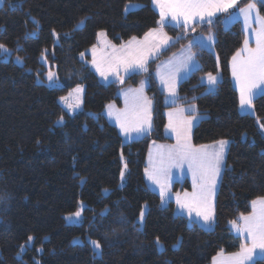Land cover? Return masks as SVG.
<instances>
[{"label": "trees", "instance_id": "16d2710c", "mask_svg": "<svg viewBox=\"0 0 264 264\" xmlns=\"http://www.w3.org/2000/svg\"><path fill=\"white\" fill-rule=\"evenodd\" d=\"M132 1L141 6L125 11ZM257 8L264 17V1ZM223 17L185 29L160 23L152 0L0 1V264H210L220 251L240 248L230 222L240 223L251 202L264 197V93L253 99V113L240 112L230 61L245 34L240 21L225 27ZM156 27L174 40L146 70L104 82L91 68L88 50L98 33L120 45ZM209 32L213 49L192 43L199 66L178 84L175 104L194 103L202 115L192 130L194 145L229 140L208 229L178 214L173 201L162 205L144 171L151 142L173 141L165 134L168 105L157 65ZM48 66L61 85L43 81ZM208 73L220 75L212 90L202 83ZM144 80L152 128L124 141L104 109L112 101L121 106L119 90ZM78 84L84 85L83 108L70 114L59 98ZM172 189L190 190L191 184L186 178ZM80 202V221L68 223L64 215ZM254 264H264V257Z\"/></svg>", "mask_w": 264, "mask_h": 264}, {"label": "snow or ice", "instance_id": "6c2138e0", "mask_svg": "<svg viewBox=\"0 0 264 264\" xmlns=\"http://www.w3.org/2000/svg\"><path fill=\"white\" fill-rule=\"evenodd\" d=\"M260 0H252L245 8L240 9V12L244 15L246 24L252 19L253 10L257 9V3ZM154 4H159L161 7V21L160 23H165V17L168 15V12L165 11V6H167L171 12L172 19L179 22L180 17L184 19V27L187 29L188 23L191 22L195 17H199L201 20L207 16L209 22H211V17H213L217 12H228L229 9L233 8L237 4V0H153ZM127 10V7H126ZM83 21H81L82 23ZM260 27L258 31H255L253 34L256 37L255 49L247 48V40L245 41V51L248 52V57L246 60L237 63V57H233V76L236 77L238 84L240 85V104L241 106L250 105L253 89L257 86V83L264 82V18L258 16L256 21ZM154 30H150L149 33L145 34V37L153 35ZM98 36H104L105 33L100 32ZM135 39V38H133ZM209 39H212L210 36ZM170 42V39L164 35L161 37L159 44L156 45L157 48L162 47ZM194 43L198 46L203 47V42L196 38ZM4 46L0 45V49H3ZM239 55V54H238ZM147 61V57L142 53L137 55L133 60H122L121 63L124 66L125 72L133 73L140 70H146L144 65ZM197 67L193 57L189 55L185 58L180 64V67L175 66L170 63L169 74H179L183 73L186 75L188 72L194 70ZM100 71V69H97ZM102 76H106V73L101 71ZM48 78L52 79V73L48 74ZM207 80L210 85H215L217 83V77L211 73L207 74ZM243 80V82H241ZM79 93L81 91L80 86L74 90ZM140 90H130V92H139ZM170 94L175 93V87L172 86L169 88ZM61 100H65L66 97H61ZM139 100V97H136ZM145 105L150 106L151 101H144ZM71 108L72 106L69 105ZM79 107V103L75 105ZM141 108V111L135 114L136 118L140 121L139 126L134 130L138 133L145 131V123L150 122V108L143 107V105H138ZM191 110H195L194 107ZM183 111V110H180ZM111 115V112H109ZM170 115L169 127L173 128L177 132L178 140L181 136L184 135V125L187 124L189 128L193 125V122L198 119V117H190L186 121H180L179 124L174 125L171 119L172 114ZM63 117H61L57 123H62ZM121 130L127 134L132 129L126 127L124 123L120 125ZM150 127V123H149ZM264 127V125H261ZM186 139V137H185ZM218 147L211 153L204 151L202 146L201 149H191L187 145H178L175 151L170 150L166 155L162 154L159 161V168L156 169V172H163L166 165H171L172 163H183L187 160L190 166L195 165L196 171L194 172V185L196 180V174L199 173L200 184L198 186V191L192 194L191 203L180 201L178 198L177 202L180 204L181 208H188L189 213H191L193 205L197 209L203 208L205 211H197V215L201 216L205 222H208L211 219V213L208 211L210 206L209 194L214 189L216 185V177L220 173L221 161L224 158L225 146L229 143L227 140H220L217 142ZM147 171V170H146ZM124 177V170H121V178ZM150 179L155 178V173L149 174ZM163 195V192H162ZM188 194L186 193L185 196ZM3 199V197H0ZM253 213L249 216L241 215L240 221L242 223H237L232 221V227L239 232L241 235L247 234V239L251 240L252 248L259 247L264 249V197H259L257 200L252 202ZM259 205V209L257 206ZM76 217L80 216V212L74 214ZM144 211L140 213V220L143 221ZM33 238L29 237L31 241ZM90 243L97 249L101 246L97 241H90ZM156 243L159 245L160 241L157 238ZM252 249L247 248L245 245H241V252L236 254L234 257L235 264H244V261L248 259Z\"/></svg>", "mask_w": 264, "mask_h": 264}, {"label": "crops", "instance_id": "0c3cea01", "mask_svg": "<svg viewBox=\"0 0 264 264\" xmlns=\"http://www.w3.org/2000/svg\"><path fill=\"white\" fill-rule=\"evenodd\" d=\"M248 4H246L244 6V8ZM152 5L159 12H161L160 5L154 4L153 0H152ZM165 11L168 12V15L165 17V23H171V24L176 25V26H180V25L184 26V20L182 19L183 18L182 16L180 17L179 22H177L176 20L172 19L171 12H170V10H169V8L167 6H165ZM233 11H231L230 13L229 12H225L224 13L223 24H224L225 27H228L233 22L240 21V23H241V25L243 27L245 36H244V41H243L242 47L233 55V57H237V63H239L241 61L246 60L247 57H248V52L245 51V41L246 40H247V48L248 49H255L257 47L256 39L252 37L254 35L253 33L255 31H257V23L253 24V29H251V33L247 32L248 29H246V26H244V21H242L243 19H241L240 17L233 16V14H232ZM218 14H220V13H216L210 19L212 20ZM252 16H254L253 20L254 19L256 20L258 18L257 12L253 11L252 12ZM207 18L208 17L205 16V19L201 20L197 16V17H195L192 20L191 24L193 22H196V23L208 22L209 19H207ZM191 26L192 25H188L187 27H191ZM150 30H154L152 36H149V37L146 38L145 37L146 33H145L140 38H135V37H134L135 39L131 38V39L125 41L124 43L120 44V45H115V44L111 43L109 40H108L109 42H107L106 40H102V43H103L102 47L104 49H106L107 51H111V52H113V51H115L117 49H120L123 52L125 50H127L125 53H123V56L119 57V59L115 61L117 63L120 62V60H122L124 57L127 60L135 59V57L137 56L136 53H138L140 50H142L143 55L147 57V61H146L145 65H144V67H146L147 63L153 58V56L154 57L157 56L160 53L161 50H163L167 45H169L174 40V38L172 36H168V37H170L169 38L170 42L168 44H166V45H163L162 47L157 48L156 45L159 44L161 37L165 35L164 34L165 30L162 29V27H156V28H153V29H150ZM150 30L147 33H149ZM210 36L212 37V39H209ZM99 37L102 38L101 36H99ZM203 37H205L206 39L203 40ZM196 38H199L203 42V45H204L203 47L212 49L213 43H214V40H215V36H214L213 32H209V33H206V34H197V35H195L191 43L184 45L180 50H178L177 52L171 54L170 56H167L166 58L162 59L158 63L157 68H156V76H157V78H158V75L160 74V70L162 69L161 67L165 63H168V62H171L173 60H176V61H179V64H178L177 67H180L181 62L183 60H185V58L188 57L189 55H191L193 57L197 67L199 66L198 60L196 59V57L194 55V52L192 51V47H191L192 43H194V40ZM99 46H100V43H99V40H98V42L94 46H92L91 48L99 47ZM90 56H91V54H90ZM233 57H232V59L230 61V70H231V76H232L233 85L235 86V88L238 91V99H239L238 107H239V110L242 113H253V111H254V109H253V99L257 95H260V94H262V92H264L263 91L264 82L257 83V86L252 90L253 91V96H252L251 104L250 105H245V106L242 107L241 104H240V85L238 84L236 77L233 76V63H234ZM89 64H90L91 68L99 76V78H101L100 72L94 66V61L92 59V56L90 58ZM109 69H110V67H109ZM119 71H122V74L123 73L126 74V75H130L131 74V73L125 72L123 64L121 65V70H119ZM192 71L188 72L186 75H184L183 73L175 74L176 78H178V81L176 83L177 86ZM136 72H138V71H136ZM133 73H135V72H133ZM212 75L217 77V83H218V81L220 79L219 73L212 74ZM206 80H207V74L202 77V83H204L207 86L208 90H209L210 88H212V87H209V86H213V85H208ZM241 82H243V81H241ZM217 83L213 87H216ZM130 90H140L139 92H135L136 95L139 97V100H137V102H138L139 105H143V107H149L150 108V122L145 123V125H144L145 131L144 132H140L136 136L128 135V136H131L129 140H131V138L132 139L133 138H137L140 135H145L152 128V118H151L152 102H151L150 106L144 104L145 100H147V101H151V100L149 99V97L146 94V84H144L143 81L137 86H128V87L122 88V91L120 90V93H119L122 104H121V106H118L115 102H114V104L117 107L123 109V107H124V98L121 96V93H123V92L126 93V92H128ZM174 100L175 101H170V102L166 101V103L168 105V108L166 109L167 123H166V127H165V134H166L168 120H169V116H170L169 114H170V111H172L173 109H180L181 110L182 108L184 109V107H188L187 110H183V111L178 110L179 111L178 113H180V116H179L178 121H176V124H179L180 121H186L188 118L193 117V116L199 118V116H197L199 114L198 111H197V108H194L195 109L194 111L191 110L193 108L192 105L194 103L193 104H191V103L188 104L187 103L188 106H185L187 104L175 105L177 103V101H178V95L175 97ZM107 105H106V107L104 109V113L106 115V118L108 119V121L110 123H112L113 125H115L118 128L122 138L124 139L125 133L121 130L118 121H114V120L110 119V117H109V115L107 113ZM138 108L141 111V108L140 107H138ZM197 122L198 121H194L193 125L190 128H189V126L187 124H185L184 125V135L181 136L179 140H178L177 135H175V134L174 135L166 134L167 136H169V137H171L173 139L172 142L152 141L150 146H149V150H148V153H147V159H146V168H145V171H144V177H145V181H146L147 185L150 187V189L154 190L155 192H157L160 195L161 201H163V199H164L162 197V192H163L162 190L168 191V190H170V188L172 190L173 182L182 181V180H184L186 178L189 180V182L191 184V189L188 190V191H189V193H192L194 191L196 185H198V181H200V179H198L199 178V173L196 174V180H195V185H194V172L196 171V166L195 165L190 166V164H189V162L187 160H185V162L182 163L183 171H182V173H180V175H179V173L170 172L169 171L170 167L175 165V164H177V163H172L171 165H166L165 166L166 169L163 172H156V170H154V168H152V165H151V162L153 160H156V161L159 162L160 161V157H161L162 154L166 155L170 150L175 151L177 149L178 145H181V146L187 145V146H190L191 149H201L202 146H203L204 151H206L208 153L213 152L218 147V143H217L218 141L217 142H213V143H209V144H204V145H197V146L192 143V139H191L192 130H193V127L196 125ZM149 123H150V127H149ZM137 126H138L137 124L134 125V127H137ZM130 132L136 133L135 130H131ZM185 137H186V139H185ZM124 141H125V139H124ZM228 146H229V143L225 146L224 155L227 152ZM186 163H187V166H186ZM223 167H224V163H222L220 165V173L216 177V185L214 187V192L217 191L216 189L219 186V182H220V178H221ZM150 173H155V178L154 179H150L149 178V174ZM216 186H217V188H216ZM179 192H181L180 195L184 194V191H177L176 193H179ZM180 198L181 197L179 196V199ZM257 199H255V200H257ZM169 201H173L174 202L175 210H176V212L178 214L183 215L186 218H188L189 220L195 221V222L201 224L202 226H205L204 224H206V223H204V221L199 219L194 211L191 210V213H189V209L188 208H181L180 204L177 202V199H175L173 196H169L166 199L165 202H169ZM257 208L259 209V205L257 206ZM212 212L210 210L211 219L208 221V224H210V225H208V227H205V228H211L213 226V224H214V208H213ZM252 213H253V207H252L251 213H249V214H247L245 216H249ZM240 223H242V221ZM239 249L237 251H239Z\"/></svg>", "mask_w": 264, "mask_h": 264}, {"label": "rangeland", "instance_id": "374dc122", "mask_svg": "<svg viewBox=\"0 0 264 264\" xmlns=\"http://www.w3.org/2000/svg\"><path fill=\"white\" fill-rule=\"evenodd\" d=\"M240 0H237V4L233 6V8L229 9L228 12L230 13L231 11H233V16L235 17H240L241 19H243L242 21H244V26H246V29H248L247 32H250L251 33V29H253V24L257 23L256 20L254 18V16H252V19L251 21H249L247 24L245 22V19H244V15L240 12V9L244 8V6H239L238 3H239ZM260 1H264V0H260ZM252 2V1H250ZM249 2V3H250ZM159 5V4H158ZM141 6V3L139 2H135V1H132V2H129L126 7H127V10H126V7H125V11H129L131 9H135V8H138ZM258 9V8H257ZM254 12L256 10H253ZM257 12V11H256ZM217 13H220V14H224L225 12H217ZM218 14V15H220ZM218 15H216L215 17H217ZM257 16H259L260 18H264L259 12L257 13ZM215 17L212 19L214 20ZM183 19V18H182ZM205 19V18H204ZM209 19V18H207ZM184 20V19H183ZM211 20V21H212ZM192 22V21H191ZM191 22L188 23V25H194V23L196 22H193L191 24ZM209 22V20H208ZM205 23V22H203ZM259 27L260 25L257 23V31L259 30ZM188 28V27H187ZM163 29V28H162ZM164 31V30H163ZM103 33H105L104 31H102ZM167 37L170 36L168 33H164ZM168 34V35H167ZM253 38L256 39L255 35L252 36ZM103 38V39H102ZM102 38H100L98 36V40H99V43H100V46L99 47H93V48H90L88 50V53L91 54L92 56V59L94 61V66L98 69H100V75H101V71L105 72L106 73V76H102L101 75V80L102 81H105V82H109V81H113V80H122L124 79L125 77L129 76V75H126V74H122V71H119L121 70V61L122 60H125V57L120 60V62H115L116 60L119 59V57L123 56V53H125L127 50H125L124 52L120 49H117L113 52L111 51H107L106 49H104L102 46H103V43H102V40H106L107 42H109L108 38L106 37V35L102 36ZM170 38V37H168ZM206 38L203 37V40H205ZM97 40V42H98ZM209 40V39H208ZM112 43V42H111ZM207 43V42H206ZM168 46V45H167ZM166 46V47H167ZM165 47V48H166ZM115 48V47H114ZM213 49V47H212ZM136 52V51H135ZM128 53V52H127ZM134 53V52H133ZM143 54L142 50H140L138 53H136V55H139V54ZM155 55V54H154ZM154 58V56H153ZM152 58V59H153ZM16 62L18 63H22V60L21 58L19 57H16ZM170 63L171 64H174L175 66H178L179 64V61H176V60H173L171 62H168V63H165L161 68L160 70V74L158 75V83L160 85V87L164 90L166 96H165V101L167 102H170V101H175V97L178 95V86H177V81H178V78H176L175 74L174 75H170L169 74V66H170ZM110 67V69H109ZM231 71V70H230ZM49 73H52V79L50 80L48 78V74ZM133 74V73H131ZM130 74V75H131ZM44 76H45V80L41 79V78H38L40 81H45L47 84L51 85V86H59L61 85V81L58 79L57 77V74H56V71L54 68H51L50 66L47 67V70L44 72ZM157 77V76H156ZM207 81V84L210 85L208 83V80ZM243 81V80H242ZM144 84H146V80L143 81ZM80 86L81 88V91L79 93L75 92L74 90L77 88V86ZM76 87H74L73 89H71L67 94L61 96V97H66L65 100H61L59 98V102L60 104L63 106V108L70 114H73L79 110H81L83 108V94H84V85L83 84H78ZM147 86V84H146ZM174 86L175 87V93L174 94H170L169 92V88ZM209 87H212L210 88L209 90H212L214 89L215 87L213 86H209ZM124 88V87H123ZM122 91V88L120 89ZM120 90L118 92V94L120 93ZM263 91H264V85H263ZM264 93V92H262ZM120 96V95H119ZM121 96L124 98V107L123 109L117 107L115 104H114V101L108 103L107 105V113L109 115V112H111V115H109L110 119L114 120V121H118L119 123V126L121 125V123H124L126 127H129L130 129L134 130L136 127H134V125H138L139 126V123L140 121L136 118L135 114L137 112H139V108H138V102H137V99L136 97H138L136 95V93L134 92H123L121 93ZM79 103V107H75V105ZM167 104V103H166ZM189 104V103H188ZM185 105V106H188ZM193 104V103H191ZM69 105H71L72 107L70 108ZM115 106V107H114ZM194 108H196V106L193 104L192 105ZM191 106V107H192ZM188 107H184V109L182 108L181 110H187ZM244 109V108H243ZM180 109H173L172 111H170V114H172L171 116V119H172V122L174 125H176V121H178L179 119V116H180V113H178ZM254 112V111H253ZM198 114V113H197ZM197 116H199L198 119H196L195 121H199V119H201L202 115L198 114ZM152 118V117H151ZM60 119V118H59ZM58 119V120H59ZM57 120V121H58ZM56 121V124H60V123H57ZM169 123H170V116H169V120H168V125H167V130H166V134H170V135H177V132L173 130V128L169 127ZM137 126V127H138ZM121 128V127H120ZM261 130L262 132L264 133V129L263 127H261ZM139 133L136 132V133H132V132H129L127 134H125L124 136V139L125 141H129L130 137L131 136H128V135H132V136H136L138 135ZM143 135H140L139 137H142ZM137 137V138H139ZM245 137V136H244ZM133 139H136V138H133ZM132 140V138H131ZM224 140H227L229 141L228 139H224ZM225 157H226V154L224 155V158L223 160L221 161V164L222 163H225ZM185 162V161H184ZM183 162V163H184ZM151 165H152V168H154V170H156L157 168H159V162L156 161V160H153L151 162ZM186 166H187V163H186ZM166 169V168H165ZM123 170H124V177L123 179L121 178V183H123L126 179V166L124 165L123 166ZM170 172H176V173H182L183 171V167H182V163H177L173 166L170 167L169 169ZM198 178V177H197ZM199 179V178H198ZM183 181V180H182ZM200 184V181H198V185H196L194 191L192 193H189L188 190L184 189V190H179V191H184V194L183 195H180L181 192L179 193H176L177 191H174L173 189L171 190H162L163 191V195L162 197L164 198L163 201H161L162 205H167L169 202H165L166 199L169 197V196H173L175 199L178 200L179 196L181 197L180 198V201H183V202H188V203H191L192 201V194L196 191H198V186ZM173 185V184H172ZM217 188V186H216ZM215 188V189H216ZM218 189V188H217ZM216 189V190H217ZM215 190V191H216ZM217 192V191H216ZM216 192H214V189L210 192L209 194V201H210V206L208 208V211L213 210L214 208V202H215V195H216ZM188 194L187 196H185V194ZM79 209L73 213H68V214H65V220L68 222V223H77L80 221L81 219V214H82V208L84 206V203L83 202H80L79 203ZM144 213L146 212L147 210V205H144L143 209ZM205 211V209L203 208H200V209H197V207L195 205H193L192 207V211H194L197 215V211ZM76 212H80V216L79 217H76L74 214ZM213 213V212H212ZM251 215V214H250ZM198 216V215H197ZM199 219H201L202 221H204L202 219L201 216H198ZM140 220V218H139ZM141 221V220H140ZM232 222V221H231ZM230 222V227H231V231L232 233L237 237L239 238L240 242H241V245H245L247 248H251L252 251L248 257V259H246L244 261V264H254V261L255 259L257 258H261V257H264V249H261L259 247H256V248H252V242L251 240L247 239V234L245 233L244 235H241L239 232H237L233 227H232V223ZM204 224L205 226L203 227H208V222H205L204 221ZM201 225V224H200ZM214 225V224H213ZM202 226V225H201ZM213 227V226H212ZM211 227V228H212ZM209 229V228H208ZM80 238L77 237L74 239V242H80ZM89 241H92V240H89ZM241 245H240V249L239 251H235V252H232V253H225L224 251H220L216 256H214V258L212 259V261L210 262V264H235L234 262V257L236 254L240 253L241 252ZM95 248V247H94ZM97 249V248H95Z\"/></svg>", "mask_w": 264, "mask_h": 264}]
</instances>
